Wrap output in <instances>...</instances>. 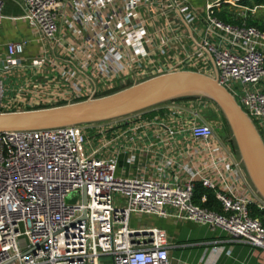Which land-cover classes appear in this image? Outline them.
I'll use <instances>...</instances> for the list:
<instances>
[{"label": "built area", "instance_id": "obj_1", "mask_svg": "<svg viewBox=\"0 0 264 264\" xmlns=\"http://www.w3.org/2000/svg\"><path fill=\"white\" fill-rule=\"evenodd\" d=\"M20 1L24 14L12 20L24 22L28 35L0 41V112L82 102L163 74L202 71L233 96L264 141V33L244 15L241 26L217 17L223 5L241 8L242 0L209 1L204 15L191 0ZM209 110L216 120L202 113ZM197 184L214 192L222 213L194 203ZM72 193H80L77 203L67 202ZM252 207L264 211V202L208 101L0 134V264H170L161 231L132 227L144 217L219 229L264 255V223Z\"/></svg>", "mask_w": 264, "mask_h": 264}, {"label": "water", "instance_id": "obj_2", "mask_svg": "<svg viewBox=\"0 0 264 264\" xmlns=\"http://www.w3.org/2000/svg\"><path fill=\"white\" fill-rule=\"evenodd\" d=\"M184 100L208 101L216 107L227 123L248 181L264 202V141L253 121L217 79L199 72L163 74L82 102L0 113V134L107 123Z\"/></svg>", "mask_w": 264, "mask_h": 264}, {"label": "crops", "instance_id": "obj_3", "mask_svg": "<svg viewBox=\"0 0 264 264\" xmlns=\"http://www.w3.org/2000/svg\"><path fill=\"white\" fill-rule=\"evenodd\" d=\"M209 1L217 2L220 0H191V3L197 12L204 15V10L207 3H210ZM14 5H16L19 10L18 14L14 12ZM3 14L6 20L0 30V41L2 44L11 41H19L28 35L27 25L24 22H14L12 20L14 18H20L24 14L23 3L20 0H6ZM195 37L198 38V36ZM191 42L195 45L198 44L195 38L191 40ZM36 48L37 47L33 45L32 49H29L28 52H31V50L34 51ZM211 68L215 73L214 67L211 66ZM198 72L205 74L202 71ZM207 117L209 121L217 119L215 114L212 119H210L208 115ZM220 117L223 119L222 115H220ZM231 145L236 153L232 142ZM201 203H204L202 199ZM196 205L200 206L198 204ZM142 219H144L147 224L143 223V225H139L140 220H134L132 221V227H151L161 231L170 245V264L264 263V255L262 252H259L248 244L237 242L236 239L219 229L211 230L207 226L192 222H178L174 219H161L158 217H144ZM107 262V260H102L100 264H105Z\"/></svg>", "mask_w": 264, "mask_h": 264}, {"label": "trees", "instance_id": "obj_4", "mask_svg": "<svg viewBox=\"0 0 264 264\" xmlns=\"http://www.w3.org/2000/svg\"><path fill=\"white\" fill-rule=\"evenodd\" d=\"M240 5L249 9L264 7V0H242L240 2ZM248 15L249 18L246 20L247 25L254 26L264 33V20H258L256 18H252L251 13H249ZM217 17L225 24L234 25V26L237 25L241 26L244 21L241 16L230 10L229 5H224L222 9L217 13ZM209 118L212 119L213 117L209 116ZM225 125L227 128V133L230 134L226 122ZM202 198L206 199L204 203H201ZM194 203L200 205L203 209L209 211H213L216 213H221L222 211V207L219 204V202L216 200L214 192L205 189L200 184L196 185V189L194 192ZM251 215L253 218H257L264 223V211H260L257 207H252Z\"/></svg>", "mask_w": 264, "mask_h": 264}, {"label": "rangeland", "instance_id": "obj_5", "mask_svg": "<svg viewBox=\"0 0 264 264\" xmlns=\"http://www.w3.org/2000/svg\"><path fill=\"white\" fill-rule=\"evenodd\" d=\"M226 5H229L230 7V10L236 14H238L239 16H246L247 19L249 18V13L252 14V18H256L258 20H264V7H258L257 9L254 8V9H249V8H246L244 6H241V8H237V7H233L232 5L230 4H226ZM15 6V13L18 14L19 10L17 8L16 5ZM11 14V13H10ZM130 85V84H129ZM42 107V106H41ZM38 108V109H43V108ZM53 107V106H51ZM32 110V109H31ZM0 113H6V112H0ZM202 113L208 115V116H212L214 117V112L212 110H209V111H203ZM207 118V117H206ZM208 119V118H207ZM80 198V193H72L69 198L67 199V202L68 203H77L78 202V199ZM117 198H119V196H117ZM143 223L147 224L144 219H141L140 224L143 225ZM136 224V223H135ZM137 225V224H136Z\"/></svg>", "mask_w": 264, "mask_h": 264}]
</instances>
